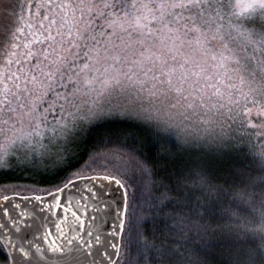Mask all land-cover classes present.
Segmentation results:
<instances>
[{
    "label": "snow or ice",
    "instance_id": "1",
    "mask_svg": "<svg viewBox=\"0 0 264 264\" xmlns=\"http://www.w3.org/2000/svg\"><path fill=\"white\" fill-rule=\"evenodd\" d=\"M36 7L40 18L33 23L32 5H22L28 22L9 41L0 67V172L60 168L77 138L117 120L153 130L157 148L175 151L182 140L217 160L246 144L264 171V0H44ZM81 97L90 98L89 107ZM153 168L140 162L145 177ZM233 174L239 183L221 184L201 162L184 168L175 188L147 200L135 174H78L95 193L87 237L75 229L67 236L63 221L52 218L54 208L67 207L84 226L72 208V197L84 193L71 179L58 188L64 205L55 195L51 202L34 198L43 218L4 196L0 264H68L65 246L74 243L75 264H105L118 255L120 237L143 264H264V175ZM227 191L236 210L215 207ZM28 216H35L33 224ZM213 220H226L220 226L230 238L220 261L208 256L216 247ZM21 225L32 229L31 238ZM176 229L180 241L156 243L158 233ZM38 233L46 248L35 242Z\"/></svg>",
    "mask_w": 264,
    "mask_h": 264
},
{
    "label": "trees",
    "instance_id": "2",
    "mask_svg": "<svg viewBox=\"0 0 264 264\" xmlns=\"http://www.w3.org/2000/svg\"><path fill=\"white\" fill-rule=\"evenodd\" d=\"M26 3V1H25ZM22 0H0V17L21 14ZM7 40L0 36V56L4 53ZM248 139V137H245ZM171 140V139H170ZM172 144H176L171 140ZM243 149V151H241ZM161 154L165 157L160 159ZM148 160L154 165L153 174L145 177L140 171V162ZM201 162L209 165L212 176L221 184L239 183L241 177L235 176L234 169H246L247 174L253 177L264 175L259 161L249 153L248 145L240 144L234 151H228L222 159L209 158L204 154H196L194 147L181 146L174 151L170 145L157 148L153 130L131 120L108 121L96 125L86 135L80 137L71 145L66 164L60 168H16L0 172V199L7 195H44L62 188L69 180L79 178L78 174L87 176L114 172L118 174H135L143 180L144 188L141 199H151L159 195L166 187L175 188L177 179L182 170L195 166ZM161 181L163 183H161ZM227 187V185H226ZM32 188V190H27ZM135 188H129V192ZM259 190V186L258 189ZM131 204V200H129ZM195 205L192 200L191 206ZM236 210V202L230 191L220 194L215 202L217 209ZM131 211V208H129ZM195 221L194 213L187 209L184 213ZM219 216V212H217ZM202 220L201 223H205ZM224 221L213 220V244L216 246L208 253L209 260L220 261L223 246L230 242L224 227ZM171 226V225H170ZM127 234V227L124 235ZM183 233L176 229L175 233L165 232L157 234L156 243H167L169 240L180 241ZM1 243V242H0ZM143 255L135 249H129L122 237L120 257L116 264H143Z\"/></svg>",
    "mask_w": 264,
    "mask_h": 264
},
{
    "label": "water",
    "instance_id": "3",
    "mask_svg": "<svg viewBox=\"0 0 264 264\" xmlns=\"http://www.w3.org/2000/svg\"><path fill=\"white\" fill-rule=\"evenodd\" d=\"M72 182L74 184H76L78 186L79 190L84 193L83 199H81L80 195H75L74 197H72V199H73V206H72L73 211H75L76 214L84 220V226L79 227L77 225V223L75 222L71 213L67 211V207H64L63 209L54 208L52 218L55 220H62L63 221L62 227L64 229V232L67 234V236H73L75 234L73 230L75 229V232H79V233L83 234L85 237H87V231L89 230V226L92 224V220L90 217H91V215L96 214V213H94V210L91 206L93 203H95V200L93 199V197L95 196V193L94 192L89 193L87 191V187L89 185V181H87V180L80 179V177H79V178L73 179ZM63 187L60 189H63ZM93 187L96 188L97 190H99V184L98 183L94 184ZM53 195L56 196V199L60 201L61 205H64L65 195L63 193L58 192V190H55L51 193L44 194V195L12 194V195H7V196H9L10 198L15 197V199L21 205L20 211H22V212L23 211L33 212V213H35V216H40L41 218H43V212L41 211L40 208L36 207L37 202L34 200V198L39 196V197H42L44 200L51 202ZM2 199H3V197L0 200H2ZM77 201H79V204L76 203ZM47 207H48V205L45 204L44 208H47ZM65 213H67L66 216H65ZM35 216H28V217H25L24 219L27 221L28 224H33V222L35 220ZM39 222H42V219H41V221H37V223H39ZM21 227H22L23 231L28 235V237L31 238L32 229L28 228L26 225H21ZM106 227H108V226H106ZM49 228H51V231H52V236L50 237V239L51 240H57L60 234L56 231V228L54 227V225H49ZM42 231H43V229H41V232ZM0 235H2V233H0ZM120 240H121V243L119 245L118 255H115L111 259H109L108 257H105L104 258L105 264H116L117 263V261L120 257V253H121L122 237H120ZM0 242L2 243V241H0ZM35 242L40 243L41 246L45 247V248L47 247V244H48L47 240H41L39 238V233L37 234V239ZM61 242H63V241H61ZM77 246H79V245L76 243H74L71 246H68V245L65 246V251L68 252V257H67L68 264H75L74 257L76 256V252L74 251V249ZM109 251H112V250L109 249ZM49 255H52V253L49 252ZM81 264H83L82 259H81Z\"/></svg>",
    "mask_w": 264,
    "mask_h": 264
},
{
    "label": "rangeland",
    "instance_id": "4",
    "mask_svg": "<svg viewBox=\"0 0 264 264\" xmlns=\"http://www.w3.org/2000/svg\"><path fill=\"white\" fill-rule=\"evenodd\" d=\"M26 1V3H25ZM44 2V0H22V5L28 4V5H32V22L36 23L39 21V16L36 15L37 12V5L42 4ZM40 15L44 14V9H39ZM21 16L24 17V20H21ZM28 22V12L27 10L22 8L21 14H14V15H9V17L6 18H1L0 17V36L3 38L4 40H7V46L5 51L8 48V43L9 41H12L14 39V37L16 35H19L18 30L21 27H24L25 24ZM25 35H27V31L25 32ZM4 51V53H5ZM4 53H2V55L0 56V67L3 66V60H4ZM81 101H82V105L83 107H89L90 106V98L89 97H81ZM237 136L239 135V133L236 134ZM78 139V138H77ZM77 139L75 141H77ZM170 139L175 142L176 144L178 143L177 139L175 136H171ZM179 145L181 146H190L189 144H185L182 140L179 141ZM193 147V146H192ZM196 154H204L207 155L209 158H213L211 156V154L208 152L207 149L201 150V148L199 146H195L194 147ZM41 168H46L45 166H41L38 169ZM30 169H37V168H31ZM27 190H32V188H28Z\"/></svg>",
    "mask_w": 264,
    "mask_h": 264
}]
</instances>
